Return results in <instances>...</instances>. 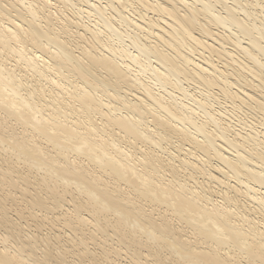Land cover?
<instances>
[{
  "label": "bare ground",
  "instance_id": "1",
  "mask_svg": "<svg viewBox=\"0 0 264 264\" xmlns=\"http://www.w3.org/2000/svg\"><path fill=\"white\" fill-rule=\"evenodd\" d=\"M261 0H0V259L264 264Z\"/></svg>",
  "mask_w": 264,
  "mask_h": 264
},
{
  "label": "snow or ice",
  "instance_id": "2",
  "mask_svg": "<svg viewBox=\"0 0 264 264\" xmlns=\"http://www.w3.org/2000/svg\"><path fill=\"white\" fill-rule=\"evenodd\" d=\"M261 2L264 3V0H261ZM261 248L262 252H264V243H262ZM0 264H14V262L5 257L3 259H0ZM224 264H235V261H225Z\"/></svg>",
  "mask_w": 264,
  "mask_h": 264
}]
</instances>
